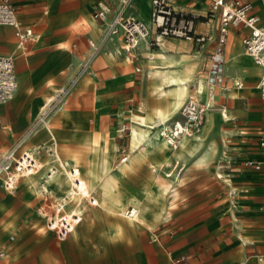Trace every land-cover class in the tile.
<instances>
[{
    "label": "crops",
    "instance_id": "1",
    "mask_svg": "<svg viewBox=\"0 0 264 264\" xmlns=\"http://www.w3.org/2000/svg\"><path fill=\"white\" fill-rule=\"evenodd\" d=\"M250 1L264 23V0ZM12 2L22 25L32 27L33 34L22 42L13 26L0 29V54L15 57L18 79L14 98L0 103V150L14 145L35 125L36 131L26 145L51 144L53 132L63 158L77 154L85 163L91 156L93 167H97L105 143L115 156L114 164L119 165L129 155L130 116L166 110L171 97L162 90L177 83L184 64L193 66L192 77L186 81L184 102L194 94L208 100L211 108L198 133L202 138H189L195 142L183 151L182 161L163 151L161 144L156 147L153 160L163 163L161 171L167 177L161 180L160 171L156 179L147 182L151 185L150 201L143 206L142 227L124 224L117 231L97 224L82 226L84 213L91 214L90 207L102 200V190L90 191L89 196L97 199V204H91L89 196L80 193L79 186L74 190L72 183L69 186L64 182L56 190L62 200L69 199L71 189L72 195L80 197L72 207L65 205V210L82 211L83 219L78 224L79 239L70 237L72 232L61 240L48 229L40 211L42 205L54 203L48 200L55 197L54 193L40 195L25 180L28 176L21 180L15 193L8 192L0 183V252L4 253L0 264H66L61 244L67 243L78 248L72 264H84V258L101 245H126L118 264H139L143 256L147 264H263L264 98L258 87L263 68L245 50L244 38L250 29L243 25L230 28L221 49V71L211 73V55L218 48L219 36L217 15L207 18L211 0H170L174 7L199 15L195 31L209 36L206 41L169 37L151 46L143 40L131 53L119 51V36L102 41L105 27L96 13L103 6L109 17L113 16L120 9L121 0ZM140 8L144 10L139 11ZM204 9L207 13H203ZM151 12L152 0H131L125 11L145 21L150 19ZM91 41H101L97 51ZM178 69L180 74L170 73ZM169 75L176 80L165 81ZM200 81L205 85L203 92L196 87ZM235 81L243 84L237 85ZM181 107L172 118L179 115ZM85 136L99 138L94 149H81ZM162 144L171 147L165 141ZM206 152L207 158L200 160ZM166 160L167 165L163 162ZM143 166L146 169L147 164ZM171 166L182 168L172 174L167 170ZM66 167L76 168L80 180L78 167ZM69 180L72 182L71 177ZM93 182L99 187L97 179ZM164 182L170 186L167 188ZM115 183L130 202L128 196L140 181L130 174ZM40 200L38 214L27 218V208ZM131 206L134 205L127 209ZM109 219L116 220L113 216ZM27 225L35 227L39 239L22 241L27 236L23 232ZM45 236L50 237L45 240ZM53 252H57V258Z\"/></svg>",
    "mask_w": 264,
    "mask_h": 264
},
{
    "label": "built area",
    "instance_id": "2",
    "mask_svg": "<svg viewBox=\"0 0 264 264\" xmlns=\"http://www.w3.org/2000/svg\"><path fill=\"white\" fill-rule=\"evenodd\" d=\"M131 0H121L120 9L111 17L107 8L100 6L97 10L98 18L105 27V38L115 36L121 37L119 51L131 53L141 41L145 40L151 46L159 44L162 38L182 37L193 39L197 42H204L209 36L196 33L195 22L199 15L178 9L170 0H152V12L148 21L137 18L125 11ZM211 15L218 17V48L212 53L211 73L221 71L222 47L227 40L230 28L243 25L250 29L244 38L246 52L251 55L254 61L263 68L262 75L258 82L260 95L264 98V23L254 12L250 0H211ZM207 16V15H206ZM4 25H11L15 28V34L20 41L28 39L33 34L32 27H24L18 17L17 10L12 0H0V29ZM98 44L90 42L94 51H97ZM209 83L214 84L213 81ZM235 84L242 85L240 81ZM18 89V79L15 66V57L11 54H0V103L12 100ZM211 108L208 100L200 99L197 95H190L183 103L180 113L172 118L162 131V137L173 147H176L185 136H192L201 131L207 111ZM40 123L43 119L40 118ZM35 125L27 130L18 141L4 150H0V183L5 190L15 193L21 180L34 174L38 167L43 151H49L55 156V152L47 142L33 143L26 145L31 135L35 132ZM125 157V156H124ZM70 171L71 183L74 190H78L81 182L75 168H68ZM51 206L42 205L40 211L46 218L48 229L55 231L57 237L65 239L74 228L82 221L83 212L66 211L63 202H57ZM91 204H97V199L89 196ZM136 208L131 206L126 211L127 217H134ZM0 252V256L3 255ZM264 264V262H263Z\"/></svg>",
    "mask_w": 264,
    "mask_h": 264
},
{
    "label": "bare ground",
    "instance_id": "3",
    "mask_svg": "<svg viewBox=\"0 0 264 264\" xmlns=\"http://www.w3.org/2000/svg\"><path fill=\"white\" fill-rule=\"evenodd\" d=\"M182 71L183 72L181 76H179L175 85L169 86L167 89L165 88L166 90H162L171 97L166 110L156 109L154 113L146 112L140 117H134L132 115L130 116L131 143L129 145V155L124 158L119 165L114 164L115 157L109 151L105 143L101 146L102 150L100 154V162L97 163V167H93L95 162L91 156L85 163H83L82 159L77 154H71L70 157L63 158L58 149L52 147L55 152V157H52V154L47 151L48 155L45 156H49V158H40L39 167L35 174L29 175L25 180L30 183L31 188H36L35 190L40 193V195L54 193L55 197L53 200L63 202L67 207H72L77 203L80 197L74 194L72 195L73 191L71 189L69 199L64 201L60 198L56 190L61 188L64 182H68V185L70 186L71 182L69 177L71 174L66 165L73 164L74 166L78 167L79 173L81 175V182L78 184L81 194L89 196L90 191L96 189L102 190L103 193L102 200L98 202L96 206L90 207L91 214L87 213L85 210L86 213H84V217L90 216V221L94 223H105L109 220L110 216L116 217V214H119L120 216H126L127 207L128 205L132 204L136 208V214L134 217H127V220L131 223H134L136 227L144 226L145 220L143 218V206L150 201L151 185H149V183L143 184V186L139 188L138 193L129 194L128 197L130 202H127V197L124 196V194L118 188L119 185H117L115 182L132 172H137L145 163H150L151 179H156L158 173L163 169V163L155 162L153 160V155L155 154L156 145L158 143H161V149L163 151L171 153L173 159L182 161L185 158L183 151L187 150L189 145H192L195 142V139L202 138V136L198 133L192 136H185L180 140V143L177 145V147L173 148L162 137V131L169 122L167 119L172 118L184 102L187 92L186 81L192 77L193 66L184 64ZM180 72V69L170 71L172 74H180ZM175 80V76L169 75L165 77V81L167 82ZM196 87L199 92H203L205 85L200 81L197 83ZM159 119L163 120V122L160 124ZM165 119L167 121H164ZM212 119L213 116L210 112L208 115V121L211 122ZM191 137H195V139L191 141L189 139ZM57 138V135L52 132L51 139L56 142ZM162 140L171 147L167 148L165 144L163 145ZM98 141L99 138L85 136L81 139V149H85V151L94 149V143H97ZM207 156V152L202 153L199 159L204 160L207 158ZM41 157L43 156L41 155ZM163 162L168 164L169 160ZM75 170L78 174L76 168ZM94 179H97V181L100 182L99 187H97L93 182ZM75 211L78 212L77 210ZM47 231L45 232L47 233ZM71 236H77V227L74 228ZM23 240L24 239H22V241Z\"/></svg>",
    "mask_w": 264,
    "mask_h": 264
},
{
    "label": "rangeland",
    "instance_id": "4",
    "mask_svg": "<svg viewBox=\"0 0 264 264\" xmlns=\"http://www.w3.org/2000/svg\"><path fill=\"white\" fill-rule=\"evenodd\" d=\"M142 10H144V9H141V8L139 9V11H142ZM207 11L208 10L204 9V12L203 13H207ZM207 15H208V17H207L208 20H210L211 18H213L210 12H208ZM166 38H169V37H166ZM138 113H140V112L133 113L132 116H134V117H140V116L143 115V114H138ZM54 143L55 142H52L50 145L52 147L57 148L56 143L55 144ZM160 144L161 143H158L156 145V147H159ZM127 150H128V148H127ZM41 155L42 156H45V155H48V153H47V151H43V153ZM47 157H49V156H47ZM41 158H43V157H41ZM122 158H124V157H122ZM122 158L120 159V161L122 160ZM181 168H182V166H178V167L171 166V168H169L167 170L170 173L175 174L176 172L178 173L181 170ZM143 169H145L144 166H142L137 172L130 173V174H133L135 177H137V179L140 181V184L135 185L134 188L131 190L130 194H132V193H138L139 192V188H141V186H143V184L147 183L149 180H152L151 179L150 163L147 164V167H146L145 170H143ZM142 170L144 172H142ZM166 175H167L166 172L163 170V171H161L159 177H160L161 180L162 179L164 180V178L167 177ZM164 185L167 186V188L170 186L166 182H164ZM171 192L172 191H170L169 194ZM40 198L43 199L44 197L43 198L40 197ZM53 199H54V197L53 198H48V200L52 201V203L54 202ZM99 200H100V194H99ZM35 202L36 201H33V203H31V205L27 208L28 210H30L29 213L27 214V218H29V219H31V217L36 216L38 214V211L37 210L39 209V206H40L42 200L38 201L36 204H35ZM57 202H60V201H57ZM33 204H35V205L33 206ZM168 204L170 205L169 200H168ZM17 215H19V213ZM144 216H145V218H148L147 215H144ZM115 218H116L115 221H110V219H109L105 223H99V222L98 223H94V222H91L90 221V216H86L83 219L82 226H84L83 224H86V225L87 224L88 225L97 224L98 226L104 227L105 229H108L109 230L110 228H114L117 231L122 230L124 224L129 225V226L136 227L134 223H131V222H129L127 220L128 219L127 216H120L119 214H116V217ZM41 220H42L43 225L45 226L44 219L42 218ZM78 227H77V236L75 237V236H71L70 235V237H75L76 239H79L80 238V236H81V226L79 228ZM47 230L48 229L44 230V232L47 231ZM23 232L26 233V235H27L24 238V240H23L24 242L25 241H28V240H29L28 242H31V240L32 241H36L40 237L39 234H38V232L36 231V229H35V227L33 225H27L26 229ZM51 235H52V242L55 243V241H56L55 234L52 232ZM49 237L50 236H47V237L45 236V238H46L45 240L49 239ZM67 240H68V238L66 239V241ZM67 244H63V245L61 244V251H63V253H64L65 260H66V264H72V263H70V261L73 262L75 260L74 255H75L76 249H78V248H76V246L74 245V243L73 244H69V245H67ZM79 249H81V251L84 250V248L82 246L79 247ZM124 251H126V245H124V246H107V245H103L102 246L101 245L100 247L95 248L93 250V253L91 255L86 256L84 258L83 263L84 264H118L120 262L119 260L122 258V256H120V255H122L124 253ZM56 253L57 252H53V255H55ZM57 256H58V254H56L55 257L57 258ZM118 256H120V257H118ZM116 257H118V258H116ZM61 262L63 263L62 260H61ZM20 264H22V263H20ZM56 264H60V263H56ZM139 264H147L144 256H143V258L140 259Z\"/></svg>",
    "mask_w": 264,
    "mask_h": 264
}]
</instances>
